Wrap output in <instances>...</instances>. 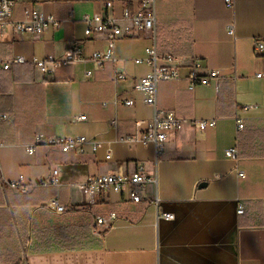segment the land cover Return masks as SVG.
Wrapping results in <instances>:
<instances>
[{
	"label": "crops",
	"instance_id": "1",
	"mask_svg": "<svg viewBox=\"0 0 264 264\" xmlns=\"http://www.w3.org/2000/svg\"><path fill=\"white\" fill-rule=\"evenodd\" d=\"M104 1L14 0L12 21L35 9L59 26L37 35L19 34L11 22L0 26V59L10 62L0 68V264L22 256L27 264H264V52L253 51L255 40L264 44V0H233L230 8L224 0H155L154 29L118 39L117 60L97 67L91 57L104 51L106 36H86L84 17L122 24L120 5L133 8L136 0L112 8ZM75 46L79 60L52 72L32 63L61 59ZM146 48H154L157 65L172 55L178 66V79L156 86V109L183 120L160 156L153 145L128 141L154 115L134 86L152 68L134 62ZM17 57L22 62H12ZM211 70L222 77L218 88L213 81L189 87L192 74ZM116 71L125 78L115 79ZM208 119L214 126L200 131L195 121ZM36 134L81 135L95 146L62 153L39 144L29 154ZM230 147L235 159L225 155ZM140 165L154 182L137 204L126 193L81 190L96 174ZM50 168L58 170L59 186L40 183ZM53 197L65 213L40 207ZM110 212L116 225L93 234L91 214Z\"/></svg>",
	"mask_w": 264,
	"mask_h": 264
},
{
	"label": "built area",
	"instance_id": "2",
	"mask_svg": "<svg viewBox=\"0 0 264 264\" xmlns=\"http://www.w3.org/2000/svg\"><path fill=\"white\" fill-rule=\"evenodd\" d=\"M119 4V0H105L106 8L113 7L114 4ZM227 7L233 6V0H224ZM155 0H136L133 8L122 4L121 16L119 20L114 17L92 15L84 17L85 35L90 36L95 33H103L106 36L105 49L102 52L94 53L91 60L97 67H102L106 62H115L117 59L114 56V48L116 41L120 38H134L141 33L152 31L155 24ZM15 2L14 0H0V26L9 22L12 23L14 30L19 34L37 35L40 34L46 27L52 25L59 26V21L52 17H46L35 9H25L23 18L12 21V14ZM228 34H233V25L229 23L226 27ZM253 51L255 55H260L264 52V44L259 41H254ZM146 57L142 59H134L135 63L145 62L151 65L149 71L144 77L137 79L135 82V89L142 94L143 102L154 108L153 118L148 122L146 129L138 136L129 137L128 141L131 143H141L142 145H153L156 155L163 154L164 143L167 140L168 134L177 131L183 120L178 117L173 111H158L156 109V86L160 81H172L179 78L178 66L175 64L176 57L166 55L163 57L164 64H156V54L154 48L145 49ZM80 48L75 46L66 51L64 57L55 59L48 56L45 59H32V63L40 70L52 72L55 69L66 66L69 63L79 60ZM12 62H22V59L17 57ZM10 62H4L0 59V68L8 69ZM115 79H124L125 75L118 73L114 74ZM257 76H260L258 74ZM190 85L192 88L194 82L201 85L208 86L212 81L215 88H218L222 82V77L217 70H211L206 75L197 76L192 74L190 77ZM124 105L130 106L133 104L132 100H124ZM248 107H243L247 109ZM76 120H85L84 115H79ZM198 129L203 131L207 127H212L215 124L214 119L195 121ZM237 129L241 130L243 123L241 119H236ZM91 143L95 146L94 141H89L86 137L81 135H74L68 137L44 136L36 134L31 146L26 148V152L31 154L36 145L43 144L57 148L62 153L69 152H83L86 144ZM228 158L235 159L237 157L236 147H230L225 151ZM243 176V173H239ZM154 182V177L147 174L142 165L138 166L134 171L126 174H96L89 177L85 183L81 185L82 192L88 195H100L104 192L112 193H126L127 198L134 204L141 201V193L147 184ZM40 183L44 185L59 186L60 180L58 170L50 168L48 176ZM15 184V183H13ZM23 191V189H22ZM41 208L53 212L55 214H63L66 211V206L58 203L56 197H53L43 203ZM237 213H242V206L238 205ZM165 218L170 219L172 215L165 214ZM118 217L115 212H110L106 216L91 214V231L95 235H102L111 230L117 223ZM17 264H27L25 256H22Z\"/></svg>",
	"mask_w": 264,
	"mask_h": 264
},
{
	"label": "trees",
	"instance_id": "3",
	"mask_svg": "<svg viewBox=\"0 0 264 264\" xmlns=\"http://www.w3.org/2000/svg\"><path fill=\"white\" fill-rule=\"evenodd\" d=\"M17 264V263H16Z\"/></svg>",
	"mask_w": 264,
	"mask_h": 264
}]
</instances>
